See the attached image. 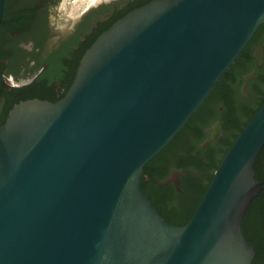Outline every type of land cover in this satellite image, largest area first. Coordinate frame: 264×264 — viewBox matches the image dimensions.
Here are the masks:
<instances>
[{
	"label": "water",
	"instance_id": "obj_1",
	"mask_svg": "<svg viewBox=\"0 0 264 264\" xmlns=\"http://www.w3.org/2000/svg\"><path fill=\"white\" fill-rule=\"evenodd\" d=\"M262 23L264 0H151L96 37L60 99L14 103L0 126V264H250L240 224L262 188L264 102L186 224L140 183Z\"/></svg>",
	"mask_w": 264,
	"mask_h": 264
},
{
	"label": "flooded vegetation",
	"instance_id": "obj_2",
	"mask_svg": "<svg viewBox=\"0 0 264 264\" xmlns=\"http://www.w3.org/2000/svg\"><path fill=\"white\" fill-rule=\"evenodd\" d=\"M149 1L3 0L0 126L14 103L30 98L60 99L98 33ZM223 74L173 139L152 159L147 178L141 179V188L151 204L171 225L189 221L213 178L215 166L264 102V23ZM254 178L262 188L247 207L246 231L253 241H260V264H264V153L260 166L254 169Z\"/></svg>",
	"mask_w": 264,
	"mask_h": 264
},
{
	"label": "trees",
	"instance_id": "obj_3",
	"mask_svg": "<svg viewBox=\"0 0 264 264\" xmlns=\"http://www.w3.org/2000/svg\"><path fill=\"white\" fill-rule=\"evenodd\" d=\"M101 33V32H100ZM100 33H98V35L100 34ZM97 35V36H98ZM95 39H96V37H95ZM94 39V40H95ZM91 45V44H90ZM89 45V46H90ZM226 72V71H225ZM224 72V73H225ZM224 75V74H223ZM57 99H54V100H51V101H56ZM253 117V115L250 117V119ZM249 119V120H250ZM244 128V127H243ZM241 132V131H240ZM239 132V133H240ZM239 133H238V135H239ZM237 135V136H238ZM236 136V137H237ZM236 137H235V139H236ZM234 139V140H235ZM233 140V141H234ZM232 144V143H231ZM231 144H230V146H231ZM229 146V147H230ZM228 147V148H229ZM164 149V148H163ZM160 153V152H159ZM263 153H264V145L262 146V148L260 149V151L258 152V154H257V156H256V158H255V160H254V164H253V168L256 170L259 166H260V163H261V159H262V155H263ZM158 155V154H157ZM157 155H155V156H157ZM154 156V157H155ZM154 157L152 158V159H154ZM152 159H150L148 162H146L145 163V165L143 166V169H142V174H141V179H143V178H147V167L149 166V164H150V162L152 161ZM217 167H218V164L215 166V169L214 170H216L217 169ZM213 176V175H212ZM211 179H212V177H211ZM211 179H210V181H211ZM209 181V182H210ZM205 193V192H204ZM249 208H250V206H249ZM249 208H247V210H246V212L244 213V215H243V217H242V220H241V224H240V227H241V231H242V233H243V235H244V237H245V239L246 240H248V241H250V242H253V245H254V248H255V256H254V258L252 259V261H251V264H260V262L262 261V257H263V255L261 254V251H260V248H261V245H260V241L259 240H254L253 241V239H252V236H251V233H249V232H247L246 231V227H247V220H248V218H249V211H248V209ZM187 222V221H186ZM186 222H184V223H182V224H179V225H183V224H186ZM178 225V226H179Z\"/></svg>",
	"mask_w": 264,
	"mask_h": 264
},
{
	"label": "clouds",
	"instance_id": "obj_4",
	"mask_svg": "<svg viewBox=\"0 0 264 264\" xmlns=\"http://www.w3.org/2000/svg\"><path fill=\"white\" fill-rule=\"evenodd\" d=\"M93 3L97 2V0H92Z\"/></svg>",
	"mask_w": 264,
	"mask_h": 264
}]
</instances>
